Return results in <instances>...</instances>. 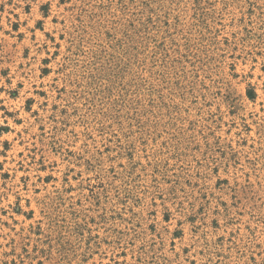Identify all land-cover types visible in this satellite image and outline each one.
Segmentation results:
<instances>
[{
    "label": "rangeland",
    "instance_id": "1",
    "mask_svg": "<svg viewBox=\"0 0 264 264\" xmlns=\"http://www.w3.org/2000/svg\"><path fill=\"white\" fill-rule=\"evenodd\" d=\"M0 264H264V0H0Z\"/></svg>",
    "mask_w": 264,
    "mask_h": 264
}]
</instances>
